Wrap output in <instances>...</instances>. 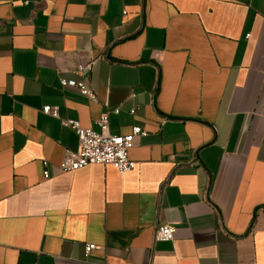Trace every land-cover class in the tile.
<instances>
[{
  "label": "crops",
  "instance_id": "crops-1",
  "mask_svg": "<svg viewBox=\"0 0 264 264\" xmlns=\"http://www.w3.org/2000/svg\"><path fill=\"white\" fill-rule=\"evenodd\" d=\"M105 112L135 168L60 171ZM0 264H264V0H0Z\"/></svg>",
  "mask_w": 264,
  "mask_h": 264
},
{
  "label": "built area",
  "instance_id": "built-area-1",
  "mask_svg": "<svg viewBox=\"0 0 264 264\" xmlns=\"http://www.w3.org/2000/svg\"><path fill=\"white\" fill-rule=\"evenodd\" d=\"M94 61L80 66L77 74L80 79L61 78L62 88L76 89L83 97L89 100H96L95 90L87 83L86 74L92 70ZM44 113L60 118L59 106H44ZM120 109L115 108L114 112L119 113ZM133 112V111H132ZM67 125L74 129L79 140V148L76 151H69L67 156L59 164L62 172L75 171L88 165L102 164L112 165L119 173L124 174L133 170L136 162L130 157V150L133 148L135 138L146 136L148 132L141 126H133L128 134H111L108 132L109 112L103 113L96 123L99 130L82 127L78 120L67 119ZM46 169L44 176L49 178L51 172L48 170V162L44 161ZM177 226L174 223L158 225L155 233L157 241L170 242L175 239ZM96 245L88 243L85 246L86 254H89Z\"/></svg>",
  "mask_w": 264,
  "mask_h": 264
}]
</instances>
